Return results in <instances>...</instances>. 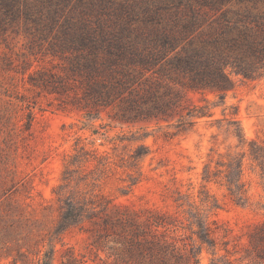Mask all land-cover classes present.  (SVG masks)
Wrapping results in <instances>:
<instances>
[{
  "label": "trees",
  "instance_id": "1",
  "mask_svg": "<svg viewBox=\"0 0 264 264\" xmlns=\"http://www.w3.org/2000/svg\"><path fill=\"white\" fill-rule=\"evenodd\" d=\"M47 2L33 4V11L24 0H0V11L11 20L21 12L26 17L32 12L38 15L41 33L53 34L44 39L50 55L62 61L63 74L40 70L31 83L49 92L75 93L82 101L77 106L92 119L99 117L101 109L110 108L112 119L121 123L165 121L176 132L184 131L200 119L211 118V109L218 105L187 103L188 92H224L232 87L233 76L264 77V0H179L185 10L177 12L172 22L153 23L147 18L138 26L118 13L103 15V0L90 1L80 13L57 23L60 1ZM209 126L235 138L238 149H228L214 166L204 163L201 178L219 181L235 203L245 205L244 160L257 169L264 190V144L247 140L234 118L216 125L209 122ZM120 140H127V147L137 138ZM147 154L148 148L138 144L121 158L120 166L140 173L138 164ZM91 163L94 167L88 169L85 164ZM108 166V155L96 148L79 146L67 155L60 181L52 188L58 217L44 232L45 227L36 230L32 222L16 217L9 202L0 201V257L18 264H53L54 240L68 228L87 224L90 244L106 251L113 264H200L203 247L213 255L210 264H230L214 256L216 227L212 224L216 221L209 220V212L218 207L214 199L205 194L199 205L187 202L185 225L156 208H135L93 188H80L95 186ZM129 180L131 186L138 178L129 173ZM179 200L175 199L176 207L183 208ZM181 229L189 231L188 242L176 236ZM250 243L264 262V220L255 227ZM85 262L69 253L64 264Z\"/></svg>",
  "mask_w": 264,
  "mask_h": 264
},
{
  "label": "rangeland",
  "instance_id": "2",
  "mask_svg": "<svg viewBox=\"0 0 264 264\" xmlns=\"http://www.w3.org/2000/svg\"><path fill=\"white\" fill-rule=\"evenodd\" d=\"M24 1L48 5L47 0ZM59 1L57 23L65 16L80 13L94 0ZM103 1V15L118 13L134 26L142 25L147 18H152L153 23L172 22L177 12L185 10L179 0ZM157 14L163 16L157 18ZM0 15V24L5 28L0 31V201L9 202L16 217L32 222L36 230L45 227L44 232L51 227L58 217L52 188L60 181L64 159L79 146L96 148L108 155L109 166L95 186L81 185V189L93 188L96 193L135 208H156L176 216L185 225L187 202L199 205L200 197L207 194L218 205L209 212V220L216 221L212 224L216 227L214 256L230 264H264L250 243L255 227L264 220V190L252 162L244 160L242 181L248 196L245 205L235 203L219 181L201 178L204 163L214 166L228 149H238L235 138L227 137L223 129L210 127L209 122L216 125L234 118L247 140L264 144V77L233 76L232 87L224 92H188L187 103L218 105L211 109V118L200 119L184 131L176 132L177 128L167 126L165 121L121 123L112 119L114 111L110 108L101 109L99 117L92 119L77 106L82 101L76 99L75 93L49 92L31 83L40 70L63 74L62 61L48 52L46 39L53 34L41 33L43 22L37 24L38 15L32 12L26 17L21 12L11 20L4 17L3 9ZM77 96L80 98V92ZM122 137H136L137 141L124 147L129 142L120 140ZM138 144L148 148V154L138 164L140 173L120 166L121 158ZM85 166L94 167L93 163ZM129 173L138 178L131 186ZM176 198L184 203L183 208L176 207ZM87 227L68 228L54 240L53 264H64L69 253L84 259L85 264H113L106 251L90 244ZM175 234L183 242L189 241L188 230ZM211 257V251L203 247L200 264H210ZM0 264L18 263L1 256Z\"/></svg>",
  "mask_w": 264,
  "mask_h": 264
}]
</instances>
